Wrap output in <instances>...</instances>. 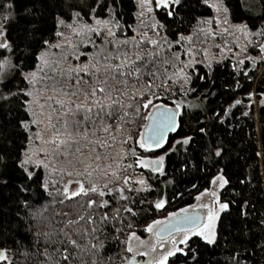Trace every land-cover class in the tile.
<instances>
[{"label":"snow or ice","instance_id":"6c2138e0","mask_svg":"<svg viewBox=\"0 0 264 264\" xmlns=\"http://www.w3.org/2000/svg\"><path fill=\"white\" fill-rule=\"evenodd\" d=\"M0 12V264H264V187L231 171L232 121L264 64V0H0ZM194 173L210 176L191 184L195 203L150 219Z\"/></svg>","mask_w":264,"mask_h":264},{"label":"trees","instance_id":"16d2710c","mask_svg":"<svg viewBox=\"0 0 264 264\" xmlns=\"http://www.w3.org/2000/svg\"><path fill=\"white\" fill-rule=\"evenodd\" d=\"M243 2V0H241ZM8 12H0L1 15H10ZM211 14V13H208ZM130 23H134V21H129ZM251 75L255 77V79L251 83H246L245 92L251 91L255 89L258 92L264 90V72L258 76V69L251 72ZM237 96H243L242 93H237ZM195 102V97H190ZM245 99L244 105L239 107V110L236 111V119L232 121L233 131L236 136V140L234 143V151L233 156L238 157V162L232 165L231 171H236L239 169V173H243L244 175L253 176V185L258 187H264V105H258L256 107L254 104H251V107L247 104V99ZM166 103L171 104L169 99H165ZM249 106V108H248ZM191 111V110H187ZM248 111V116L241 115L242 112ZM239 125V127H236ZM172 138L175 139V134H172ZM257 153H261V155H257ZM177 157L172 156L169 160L170 168L174 165V161ZM214 171V170H213ZM234 175L232 177L233 181L237 180V178H243L239 175ZM210 176H204L200 173H194L192 176L184 179L183 183H181L180 188L183 191V195L177 198L175 201L172 200L173 191L172 188L169 187L166 191L168 194L169 204L165 206L164 209L160 210L158 214H153L151 218L159 216H163L165 213L169 211H174L179 207H183L188 204L194 203V197L196 195V191L191 189V184H197L199 189H203L204 187L209 186L208 180ZM239 191V189H237ZM232 193V189L229 188L227 192L223 193L224 198L227 199ZM150 197L149 199H152ZM84 198H80V202L83 203ZM61 208L58 205L52 206V208L46 210L44 215L47 217L53 211H60ZM64 211H68L65 207ZM56 219H59L57 216ZM141 229L138 230V234L144 236L145 233ZM47 221H38L35 225L37 231H45L46 230ZM80 243H84L83 240ZM7 247H11V242L9 241L6 245ZM88 259V257H85ZM16 264H23V257H19L16 261Z\"/></svg>","mask_w":264,"mask_h":264},{"label":"rangeland","instance_id":"374dc122","mask_svg":"<svg viewBox=\"0 0 264 264\" xmlns=\"http://www.w3.org/2000/svg\"><path fill=\"white\" fill-rule=\"evenodd\" d=\"M4 17H5V15H1L0 16V25H2L3 23H4ZM134 23H135V21H134ZM2 32H3V28L2 27H0V39H2ZM212 51L214 52V53H216V54H219L218 53V50L217 49H212ZM61 64L62 65H64V62L63 61H61ZM65 67H68V68H71V64L70 63H68L67 65H64ZM258 69V76L259 75H261L263 72H264V64H260V65H258V67L256 68V70ZM256 93H257V96L256 97H254L253 98V103L252 104H254L256 107H258V105H259V96H258V92L256 91ZM177 98H179V97H177ZM166 99H169V101L172 103V100L170 99V98H166ZM189 100H191V101H193L190 97L188 98ZM194 102V101H193ZM250 107H251V105H249ZM249 106H248V108H249ZM71 187H75L74 185H72ZM194 203H195V201H194ZM170 212V211H169ZM168 213V212H167ZM167 213H165L163 216H166L167 215ZM155 218H157V217H155ZM138 235H140V234H138ZM147 235L148 234H146L145 233V235L144 236H142V235H140L141 236V238L142 239H144V238H146L147 237ZM139 257V256H138Z\"/></svg>","mask_w":264,"mask_h":264},{"label":"flooded vegetation","instance_id":"af4514ba","mask_svg":"<svg viewBox=\"0 0 264 264\" xmlns=\"http://www.w3.org/2000/svg\"><path fill=\"white\" fill-rule=\"evenodd\" d=\"M136 258H137L138 260L145 259V258H144V257H142V256H139V257L137 256Z\"/></svg>","mask_w":264,"mask_h":264}]
</instances>
